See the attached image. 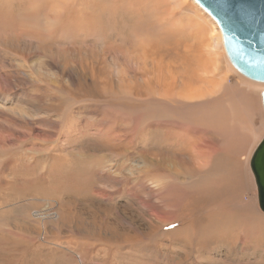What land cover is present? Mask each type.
I'll return each mask as SVG.
<instances>
[{"label": "rangeland", "instance_id": "obj_1", "mask_svg": "<svg viewBox=\"0 0 264 264\" xmlns=\"http://www.w3.org/2000/svg\"><path fill=\"white\" fill-rule=\"evenodd\" d=\"M263 90L193 0H0V264H264Z\"/></svg>", "mask_w": 264, "mask_h": 264}, {"label": "water", "instance_id": "obj_2", "mask_svg": "<svg viewBox=\"0 0 264 264\" xmlns=\"http://www.w3.org/2000/svg\"><path fill=\"white\" fill-rule=\"evenodd\" d=\"M193 1L216 22L231 65L250 80L264 82V0ZM260 96L264 119V90ZM249 168L264 213V136L252 152Z\"/></svg>", "mask_w": 264, "mask_h": 264}, {"label": "bare ground", "instance_id": "obj_3", "mask_svg": "<svg viewBox=\"0 0 264 264\" xmlns=\"http://www.w3.org/2000/svg\"><path fill=\"white\" fill-rule=\"evenodd\" d=\"M198 16H199V15H198ZM193 22H194V21H193ZM214 22H215V21H214ZM196 23H197V22H196ZM199 23H201V22H199ZM215 23H216V22H215ZM194 24H195V23H194ZM196 25H197V24H196ZM202 25H203V24H202ZM202 25H199V26H198V29H196V28H195V29H196V30H201V29H202ZM194 27H196V26H194ZM203 27H204V26H203ZM208 29H209V28H208ZM218 29H219V28H218ZM204 30H205V27H204V29L202 30V32H204ZM209 30H210V29H209ZM143 31H144V30H143ZM205 31H206V30H205ZM210 31H211L213 34H215V33H214V32H215V29H214V28H213V29L211 28ZM210 31H209V33H210ZM197 32H198V31H197ZM144 33L146 34V32H144ZM198 33H199V32H198ZM200 34H201V33H200ZM207 34H208V31H207ZM204 35H206V33H205ZM204 35H203V36H204ZM220 35H221V34H220ZM207 36H208V35H207ZM210 36H211V34H210ZM210 38H213V37H210ZM214 38H216L215 40H217V36H215ZM221 41H222V37H221ZM216 42H217V41H216ZM222 45H223V44H222ZM209 46H210V45H209ZM209 46H208V47H209ZM211 46H212V45H211ZM210 49H211V47L208 49V51H209ZM208 51H207V52H208ZM224 51H225V50H224ZM210 54L212 55V52H208V55H210ZM199 75H200V74H199ZM200 76H201V75H200ZM201 77H202V76H201ZM203 77H204V75H203ZM191 96H192V95H191ZM195 242H197V241H195ZM195 242H194V244H195Z\"/></svg>", "mask_w": 264, "mask_h": 264}]
</instances>
